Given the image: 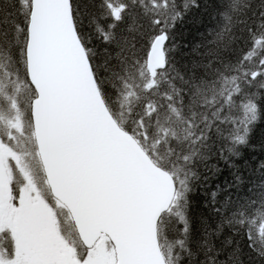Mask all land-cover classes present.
I'll return each instance as SVG.
<instances>
[{
	"label": "snow or ice",
	"instance_id": "snow-or-ice-1",
	"mask_svg": "<svg viewBox=\"0 0 264 264\" xmlns=\"http://www.w3.org/2000/svg\"><path fill=\"white\" fill-rule=\"evenodd\" d=\"M260 126L264 0H0V264H264Z\"/></svg>",
	"mask_w": 264,
	"mask_h": 264
},
{
	"label": "trees",
	"instance_id": "trees-1",
	"mask_svg": "<svg viewBox=\"0 0 264 264\" xmlns=\"http://www.w3.org/2000/svg\"><path fill=\"white\" fill-rule=\"evenodd\" d=\"M210 23L211 21L203 9L200 12L194 11L178 29L180 39L185 43L197 42ZM262 140H264V126L258 127L253 136V143L257 146L256 152L252 153L253 158L251 162L253 163L256 159L261 158L259 144Z\"/></svg>",
	"mask_w": 264,
	"mask_h": 264
}]
</instances>
